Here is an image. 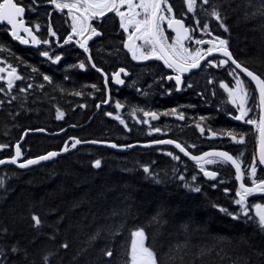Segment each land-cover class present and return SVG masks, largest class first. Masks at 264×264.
Wrapping results in <instances>:
<instances>
[{
	"label": "trees",
	"instance_id": "trees-1",
	"mask_svg": "<svg viewBox=\"0 0 264 264\" xmlns=\"http://www.w3.org/2000/svg\"><path fill=\"white\" fill-rule=\"evenodd\" d=\"M213 8L228 32L208 15ZM196 13L228 40L238 62L264 77V0H209L207 5L198 0ZM113 16L108 14L100 27L102 60L119 55L114 41L105 37L115 34ZM7 30L0 24V59L27 65L11 89L0 80V145L7 146L0 149V158L13 154L25 130L43 129L29 133L20 145L25 158L60 150L71 136L123 144L112 138L119 126L92 114L90 90L102 87L100 75L71 65L44 67L45 60L18 46ZM57 109L64 113L62 119L56 118ZM95 160L101 161L99 168L92 166ZM0 178V250L6 257L0 264H44L45 256L48 264H127L131 232L138 228L145 230L159 264H264V232L255 219L240 214L233 187H214L196 162L174 160L155 148L121 152L82 145L27 170L7 165L0 168ZM185 184L201 190L190 191ZM33 213L43 222L40 228L32 227ZM250 214L255 217L252 210ZM64 243L67 249L60 247ZM13 247L18 251L11 252ZM108 249L112 257L104 255Z\"/></svg>",
	"mask_w": 264,
	"mask_h": 264
},
{
	"label": "flooded vegetation",
	"instance_id": "flooded-vegetation-1",
	"mask_svg": "<svg viewBox=\"0 0 264 264\" xmlns=\"http://www.w3.org/2000/svg\"><path fill=\"white\" fill-rule=\"evenodd\" d=\"M1 2L2 0H0V3ZM20 3L26 8L23 17L25 25L33 30L34 35H36L41 43H28L22 45L10 35L9 32L11 28L5 24L9 28L7 34L12 41L22 48L31 49L36 57L45 60L43 64L44 67L48 68L50 65L52 67L60 65L65 68L71 65V67H75L79 71H87V68H90L100 75L102 87L99 88L100 85H96L99 90H90V97L93 99L95 106L92 114L98 112L97 114L101 117L119 126L121 130L116 131L114 129V131H112L114 137L112 138L123 144L118 145L115 141L109 142H115L118 147L126 148L127 145L138 142L149 143L150 141L171 139L185 146L196 145L195 148L188 147V150L196 155L210 152L211 150L227 151L233 155L234 158L240 160L242 171L245 173L243 183H245L246 186L252 185V177L248 173L250 172L252 159L254 156L257 158V153L259 151L258 131L255 126L234 119V116L238 115L239 112L229 101L228 93L219 87L221 81L228 83L230 86L234 84V78L228 74L232 67H234L233 65H228L223 68L203 66L199 69L184 73L182 74L181 90H177L175 81L166 79L169 75H175V72L168 69L163 64V61L156 59L148 61L132 60L131 54L123 48V41L126 39V34L120 29L119 17H116L115 14L113 16V20L116 21L115 34H107L105 37L108 39L110 37L112 42L114 41L113 47L117 48L119 55H114L113 58H109L110 60L108 61L106 58L102 60L99 57L102 55V49H104L103 42L99 41L100 38L104 37V33L100 28L104 27V18L93 22V27H96L101 35L89 40V51L85 53L76 43L79 37H76L69 44L64 43V40L71 32V21L68 17L67 9H56L48 0H20ZM169 3L173 6L176 18L183 19L186 26L196 27V19H199L201 24L206 22L200 19L196 10L193 13H188L183 0H169ZM53 24H55V30ZM37 25L39 26L38 29L36 27ZM164 27L166 29V34L170 37L175 35L171 29H167L166 24H164ZM49 29L55 31L56 35H50ZM210 30L214 36H220V34H216V30ZM21 34L23 35L24 33L21 32ZM194 36L197 39H210L209 36L201 33L199 30L194 33ZM27 39L30 40L31 38L27 37ZM44 40L49 41V43L44 44ZM186 46L190 47L192 50L198 47L190 42H186ZM199 47L206 48L207 45H199ZM44 51L49 53L51 59L41 55ZM57 55L61 56V60L57 63H53L52 61ZM89 56L92 57L91 62H88ZM28 58H31V56L29 55ZM211 58H213L214 61L224 59L223 55L220 53L213 55ZM81 62L85 63L84 69L79 67ZM93 63L97 68L102 69L103 72L96 71V69L92 67ZM201 64L203 65L204 62L202 61ZM8 65L11 64L4 59H0V67L6 69L4 74H7ZM26 65L11 66L16 68V74L20 76L21 70L26 68ZM51 66L50 68H52ZM120 68H124L128 75H121V79L124 80V83L116 84L115 81L111 79V76L113 73L118 72ZM105 74L109 77L107 84H105ZM242 78L247 81L245 77L242 76ZM209 81H212V83H209ZM189 85H191V87H189ZM248 87L250 91L255 89L251 83L248 84ZM257 97L258 94L256 95V99H253L252 96L249 97L253 107L258 102ZM104 100H108L109 102L104 104L102 103ZM117 102L123 105L119 110L115 107ZM98 104L100 105L99 108L97 107ZM133 108L155 112L158 114V119L152 120L149 117L147 118L149 123H142L140 121L145 119L143 111H137L135 116H133ZM174 108L177 110L175 114L162 115V113L170 112ZM257 112L258 109H254L249 118H257ZM106 113H113V115L108 116ZM180 113L184 114L185 119H179ZM117 114L125 121V124H121L119 120L114 118ZM202 116L205 117L203 121L200 120ZM197 124H200L201 127L204 128L203 134L200 128L196 127ZM154 128H159L160 131L155 132L153 131ZM227 131L244 134L245 143H235L230 137L222 134ZM212 132L217 133V135L212 136ZM160 148L164 152H172L174 155L180 156L179 151H177L175 147L173 148L166 145ZM241 153H243V155H241ZM205 167L219 174L217 180L215 179L216 181L212 182L213 185L233 187V196L236 197L235 193L239 189V184H237L235 180V172L230 164L205 165ZM197 168L199 170L198 165ZM231 175L233 179H230ZM256 179H264V170L261 166L257 167ZM230 191L231 190L228 189V192ZM261 201H264V193L260 192L253 193L246 200L248 203Z\"/></svg>",
	"mask_w": 264,
	"mask_h": 264
},
{
	"label": "snow or ice",
	"instance_id": "snow-or-ice-1",
	"mask_svg": "<svg viewBox=\"0 0 264 264\" xmlns=\"http://www.w3.org/2000/svg\"><path fill=\"white\" fill-rule=\"evenodd\" d=\"M48 2L55 6L56 9L64 10L67 9L68 17L71 21V32L68 37L64 40L65 44H69L76 37V43L85 52H88V42L94 37H98L101 33L96 27H93V22L105 18L108 14L114 13L116 17H119L120 29L126 34V39L123 41V48L131 54V58L134 61H148L151 59H156L163 61V64L175 72V75H169L166 77L168 80H174L176 83L177 90H181L182 86V74L188 73L194 69H199L203 66H211L214 68H223L228 65H233L231 71L228 73L229 76L234 78V84L230 86L228 83L223 81L220 82L219 87L224 89L228 93L229 101L237 108L239 114L234 116L235 120L244 121L248 125L255 126L258 131L259 140V152L258 160L254 156L252 164L250 166V172L248 173L252 177V186H246L245 183L241 182L239 189L236 191L234 203L239 206L240 214L247 217L249 220L255 219L257 226L261 232H264V205H255V217L250 214V209L246 206L247 198L253 193L260 192L264 193V179L257 180V163L264 165V77L256 72L250 70L247 66L242 65L234 57L232 52L229 50V42L227 39L221 38L220 36H214L210 30V25L207 22L201 24L199 19L195 20L196 27L186 26L183 19H177L173 6L169 3V0H48ZM203 4L207 5L209 0H200ZM184 5L188 13H193L196 10L198 0H183ZM26 12V8L22 6L20 0H3L0 3V22H7L11 26V36L18 40L22 44H40L41 41L37 39L36 35L33 34V30L25 26L23 15ZM208 15L219 23V27L225 32L229 29L224 22V18L221 16L220 12L213 8ZM164 24L167 25V29H171L174 36H169L166 34V29ZM37 29L39 26H36ZM199 30L201 33L210 37V39H197L194 33ZM21 32L27 34L31 39H26ZM50 35L55 36L56 33L49 29ZM186 42L197 45L195 50L186 46ZM44 44H48L49 41L44 40ZM199 45H207L206 48H201ZM4 49L0 47V51ZM214 53H220L223 55L224 59L219 61H214ZM44 57H49V53L44 51L41 53ZM51 59V57H49ZM61 60V56H55L53 63H57ZM92 57H88V62H91ZM204 62L202 65L201 62ZM81 69L85 68V63L81 62L79 64ZM92 67L98 72H103L102 69L97 68L93 63ZM8 80L7 87L11 89L13 87V81L20 79V76L16 74V68L11 65L7 66ZM5 68L0 67V73H4ZM36 71V69H33ZM121 75L127 76L128 73L124 68H120L118 72L112 74L111 79L115 81L116 84H123L124 80L121 79ZM247 77L248 80L242 78ZM5 77L0 75V80ZM105 84L108 83L109 77L105 74ZM45 81H50V77L45 75L43 77ZM255 84V89L249 90L248 84ZM212 83V81H209ZM29 88L32 85L28 86ZM92 87H96L92 85ZM191 87V85H189ZM0 91H3L0 88ZM23 91V89H22ZM258 94V102L251 105L249 97L252 96L256 99ZM75 95H81L77 92ZM109 101L104 100L102 103L107 104ZM99 108L100 105L98 104ZM116 109L119 110L123 107L119 102L115 105ZM258 109L257 118H249L250 114ZM137 111H143L142 109L133 108L132 115L135 116ZM177 110L174 108L170 112H164L162 115L175 114ZM108 116H112L113 113H106ZM142 123H149L147 118L152 120L158 119V114L150 111H143ZM64 113L57 109L56 118L62 119ZM115 119L119 120L121 124H125V121L117 114ZM179 119H185L183 113L179 114ZM205 117H200L203 121ZM127 126V125H125ZM200 128L201 133H204V128L200 124L196 125ZM43 131V129H40ZM153 131L159 132V128H154ZM231 138V140L238 144L245 143V135L240 133H235L232 131H227L222 133ZM212 136H216L217 133L212 132ZM23 139V137H21ZM81 143L79 139H71L65 142L64 147L61 149L63 152L69 151V144L72 149H75L77 145ZM91 143H98V141H92ZM156 145H174L180 153L184 156L189 157L191 160L195 161L199 166L200 172L203 173L205 177L216 179L218 177V172L208 170L205 165H231L235 169V179L237 181H242L245 173L242 171L241 162L238 158H234L227 151H210L204 152L201 155H193L188 151V147L195 148L196 145L185 146L174 140H156L152 142ZM111 147H117L116 144H111ZM147 146V145H146ZM7 147L6 145H0V149ZM127 147H132V145H127ZM59 155L58 152L52 151L48 152L46 155L39 156L34 159H25L23 162L18 164L21 169L28 168L31 165H36L40 161L50 160L53 157ZM167 155L171 156L174 160H180V156L174 155L172 152H168ZM243 155V153H241ZM22 156L21 146L19 142L15 148V155L10 159H0V165L11 163L17 164L18 159ZM94 168H99L101 166L100 160H95L92 165ZM145 173L150 174V169L148 166H143ZM180 179L183 180L184 177L181 175ZM193 180L196 179L195 176L192 177ZM4 180L0 178V186H3ZM215 187V185H213ZM184 187L188 188L190 191L199 192L201 189L199 187L192 188L190 185L185 184ZM228 189H225L227 192ZM215 207V205H214ZM221 212L227 215H231L233 219H239L240 214L229 213L227 209L220 208ZM32 227L40 228L42 225L41 218L33 213L31 215ZM6 231V230H5ZM92 239H96L95 236ZM146 232L143 228H138L131 232V246L130 251L127 253V264H159L157 254L152 248L147 246ZM61 248L67 249L69 245L67 243L61 244ZM18 250L13 247L11 252L15 253ZM113 250L108 249L104 252L107 257L113 256ZM0 258L6 259L3 250H0ZM44 264H48V257H44Z\"/></svg>",
	"mask_w": 264,
	"mask_h": 264
},
{
	"label": "water",
	"instance_id": "water-1",
	"mask_svg": "<svg viewBox=\"0 0 264 264\" xmlns=\"http://www.w3.org/2000/svg\"><path fill=\"white\" fill-rule=\"evenodd\" d=\"M28 27V26H27ZM30 28V27H29ZM25 34V33H24ZM27 35V34H26ZM215 54H217V53H214L213 55H215ZM247 78V77H246ZM248 79V78H247ZM253 84V86L255 87V84H254V82L252 83ZM42 131H39V130H29V131H24L23 133V135H22V137H23V139H19L18 141H17V143L19 142V144H22L23 142H24V140H25V138H26V136L27 135H29V133H41ZM71 139H76V138H73V137H70ZM70 138H68L66 141H69L70 140ZM78 139V138H77ZM80 140V139H79ZM92 141H98V140H95V139H90V140H81V143L79 144V145H77V147L78 146H81V145H86V146H90V145H94V146H98V147H102V146H105V147H107V148H110V149H112V150H117V151H121V152H125L126 151V149L127 148H122V149H120L118 146L117 147H115V148H113V147H111L110 145L111 144H116L115 142L113 143V142H106V141H98V143H91ZM17 143H16V145H17ZM70 145V144H69ZM117 145V144H116ZM132 145V147H128V148H138V147H140V148H144V149H148V148H150V147H158V146H162V145H156V144H153L152 142H150V143H137V144H131ZM147 145V146H146ZM164 145H169V144H164ZM170 146H172V147H174V145H170ZM76 147V148H77ZM258 147H259V143H258ZM15 148H16V146H15ZM71 150H73L72 148H71V146H69V151H71ZM178 150V149H177ZM55 152H58L59 153V155H64V154H66V152H63V151H61V149L60 150H54ZM179 151V150H178ZM49 152H52V151H49ZM68 152V151H67ZM259 152V151H258ZM48 152H46V153H43L42 155H46ZM182 155H183V153H181ZM15 155V154H14ZM13 155V156H14ZM42 155H39V156H42ZM39 156H33V157H31L30 159H34V158H37V157H39ZM184 156V155H183ZM58 157V155L56 156V157H53V158H51L50 160H46V161H40L38 164H36V165H31V166H29L28 168H25V169H23V170H27V169H30V167H34V166H38V165H42V163H46V162H50V161H54V159H56ZM185 158H188V159H190L189 157H187V156H184ZM11 157H6V159L5 160H7V159H10ZM24 160H22V157H20L19 159H18V163L17 164H11V163H6V164H3V165H0V167H4V166H6V165H12V166H14V167H16L17 169H21V168H19L18 167V164L20 163V162H23ZM262 167L264 168V165H262ZM233 168V170H234V172H235V169H234V167H232ZM206 179L207 180H210V181H212L213 179L212 178H209V177H206ZM238 182V184L240 185V183L242 182V181H237ZM249 187H251V186H249Z\"/></svg>",
	"mask_w": 264,
	"mask_h": 264
},
{
	"label": "rangeland",
	"instance_id": "rangeland-1",
	"mask_svg": "<svg viewBox=\"0 0 264 264\" xmlns=\"http://www.w3.org/2000/svg\"><path fill=\"white\" fill-rule=\"evenodd\" d=\"M255 210V209H254ZM256 212V210L254 211V213Z\"/></svg>",
	"mask_w": 264,
	"mask_h": 264
},
{
	"label": "bare ground",
	"instance_id": "bare-ground-1",
	"mask_svg": "<svg viewBox=\"0 0 264 264\" xmlns=\"http://www.w3.org/2000/svg\"><path fill=\"white\" fill-rule=\"evenodd\" d=\"M98 113V112H97Z\"/></svg>",
	"mask_w": 264,
	"mask_h": 264
}]
</instances>
